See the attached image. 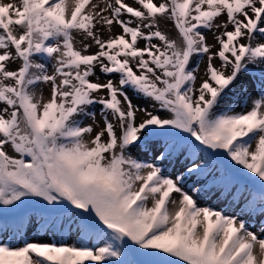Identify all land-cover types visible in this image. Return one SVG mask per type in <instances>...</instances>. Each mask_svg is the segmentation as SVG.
I'll return each instance as SVG.
<instances>
[{
    "label": "snow or ice",
    "instance_id": "snow-or-ice-1",
    "mask_svg": "<svg viewBox=\"0 0 264 264\" xmlns=\"http://www.w3.org/2000/svg\"><path fill=\"white\" fill-rule=\"evenodd\" d=\"M0 264H264V0H0Z\"/></svg>",
    "mask_w": 264,
    "mask_h": 264
},
{
    "label": "bare ground",
    "instance_id": "bare-ground-1",
    "mask_svg": "<svg viewBox=\"0 0 264 264\" xmlns=\"http://www.w3.org/2000/svg\"><path fill=\"white\" fill-rule=\"evenodd\" d=\"M208 38H209V42H210V43H211V42H214L213 39H212L211 34H208ZM217 63H219V62L217 61ZM45 94L47 95V91L45 92ZM256 95H257V93H255V92L252 93V96H253V97H255ZM229 103H231V102H229ZM243 103H244V97L241 96L240 99H239V101L235 104V108H236L237 111H239V110L242 109V105H243ZM247 104H248V107L250 108V107H251V99H249V100L247 101Z\"/></svg>",
    "mask_w": 264,
    "mask_h": 264
},
{
    "label": "rangeland",
    "instance_id": "rangeland-1",
    "mask_svg": "<svg viewBox=\"0 0 264 264\" xmlns=\"http://www.w3.org/2000/svg\"><path fill=\"white\" fill-rule=\"evenodd\" d=\"M211 203H213L214 205L218 204L216 200H212Z\"/></svg>",
    "mask_w": 264,
    "mask_h": 264
}]
</instances>
